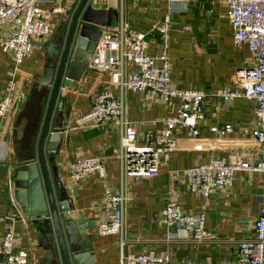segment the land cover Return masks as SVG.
<instances>
[{
	"label": "crops",
	"instance_id": "obj_1",
	"mask_svg": "<svg viewBox=\"0 0 264 264\" xmlns=\"http://www.w3.org/2000/svg\"><path fill=\"white\" fill-rule=\"evenodd\" d=\"M76 0H53L50 7L62 8L53 13L51 34L41 49H34L15 64L14 56L0 47V90L10 77L16 80L17 100L12 109L0 117V236L12 229L15 233L14 251L28 252L27 264H54L53 253L37 243L39 225L21 216L9 194L16 173L12 145L15 115L29 92L34 76L44 66L46 44L60 26L67 22L65 10ZM119 0H94V6L117 8ZM130 30H148L167 10V0H124ZM172 5L169 56L172 62V83L182 88L205 91L202 100L204 117L196 136L175 127L176 146L169 159L161 162L156 174L144 178H128V201L125 209L126 250L145 252L149 249L167 254L169 261L161 264H223L234 259L240 240L251 237L254 221L263 202L264 178L258 172L238 171L233 185L208 197L189 190L185 169L197 166L215 155L228 160L254 161L259 145L252 134L257 125L254 101L244 96L226 100L219 90L239 88L235 72L250 68L254 57L246 43L236 44L233 27L223 0H186ZM63 21V22H62ZM114 17L111 24H114ZM148 52L158 47L157 32L149 34ZM109 71L87 68L79 80L61 89L63 117L56 113L53 123L61 121L63 128L58 140L55 164L59 177L70 189V214L74 219L93 220L96 225L86 232L96 264H120L117 235L103 236L98 226L107 218L109 209L104 193L118 184V130L109 121L98 126L75 123L86 112L93 95L108 84ZM112 88L114 87L111 85ZM60 101V99L58 100ZM126 115L133 123L137 139L146 131H157L162 117L176 100L164 101L158 93L148 90L126 92ZM231 124L225 134L213 132L211 125ZM54 126V125H52ZM20 131V127L18 128ZM20 134V132L18 133ZM87 155L102 157L105 176L87 175L78 183L68 179V166L74 158ZM174 202L186 213L203 212L205 227L215 235L214 241L195 242L181 229L170 230L161 220L166 204ZM178 238L168 239V231Z\"/></svg>",
	"mask_w": 264,
	"mask_h": 264
},
{
	"label": "built area",
	"instance_id": "obj_2",
	"mask_svg": "<svg viewBox=\"0 0 264 264\" xmlns=\"http://www.w3.org/2000/svg\"><path fill=\"white\" fill-rule=\"evenodd\" d=\"M52 1L0 0V47L14 56L16 65H20L23 58L34 49L43 48L45 38L51 34L53 13L62 10L47 5ZM167 1L168 7L162 18L146 31L130 30L125 2L118 1L116 21L102 30L87 63L89 69L109 71L108 84L93 95L90 108L75 118L78 125L98 126L109 121L118 130V184L104 193L109 211L106 220L99 224L98 233L118 236L120 264H161L169 261L167 254L157 253L153 249L145 252L126 250L127 180L156 174L161 162L169 159L171 150L176 146L175 127L181 126L186 135L196 136L204 117L202 100L205 91L178 87L171 80V4L181 2L185 6L186 0ZM223 1L233 27L234 42L247 44L254 63L250 68L236 70L235 79L239 88H224L219 92L228 101L235 96L254 101L257 125L252 134L259 149L254 161H230L224 155H215L197 166L185 169L189 190L204 197L231 187L238 171L258 172L264 178V0ZM152 32L159 35L154 53L148 52L149 34ZM144 90L151 94L158 93L166 102L175 99L176 104L162 117L163 125L157 131H146L142 139L138 140L136 129L126 115L125 98L127 91ZM16 100V80L10 77L0 90V117L14 107ZM210 129L225 134L231 129V124H214ZM89 174L105 176L102 157L87 155L70 161L68 179L71 183H78ZM161 220L170 230L185 231L195 242L215 240L214 233L205 227L203 212L186 213L180 205L170 202L162 210ZM170 230L167 238H178L176 232ZM14 241L12 229L0 236V264L28 263V252L25 249L14 251ZM223 264H264V194L251 237L240 240L234 259Z\"/></svg>",
	"mask_w": 264,
	"mask_h": 264
},
{
	"label": "water",
	"instance_id": "obj_3",
	"mask_svg": "<svg viewBox=\"0 0 264 264\" xmlns=\"http://www.w3.org/2000/svg\"><path fill=\"white\" fill-rule=\"evenodd\" d=\"M65 16L66 24L48 41L43 69L15 115L16 173L9 194L18 213L39 225L37 243L54 254V264H96L86 232L96 223L70 214V189L55 164L62 119L54 124L53 118L55 113L63 117L62 87L80 79L96 41L117 10L94 6V0H76Z\"/></svg>",
	"mask_w": 264,
	"mask_h": 264
},
{
	"label": "flooded vegetation",
	"instance_id": "obj_4",
	"mask_svg": "<svg viewBox=\"0 0 264 264\" xmlns=\"http://www.w3.org/2000/svg\"><path fill=\"white\" fill-rule=\"evenodd\" d=\"M57 32V31H56ZM56 33H54L51 37L53 38V36L55 35ZM46 48H47V44H46Z\"/></svg>",
	"mask_w": 264,
	"mask_h": 264
},
{
	"label": "rangeland",
	"instance_id": "obj_5",
	"mask_svg": "<svg viewBox=\"0 0 264 264\" xmlns=\"http://www.w3.org/2000/svg\"><path fill=\"white\" fill-rule=\"evenodd\" d=\"M35 77V76H34Z\"/></svg>",
	"mask_w": 264,
	"mask_h": 264
}]
</instances>
